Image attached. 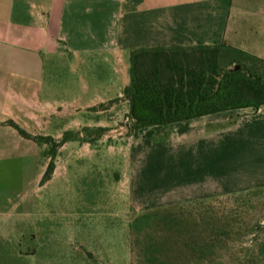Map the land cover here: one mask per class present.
I'll return each instance as SVG.
<instances>
[{
  "label": "rangeland",
  "instance_id": "rangeland-1",
  "mask_svg": "<svg viewBox=\"0 0 264 264\" xmlns=\"http://www.w3.org/2000/svg\"><path fill=\"white\" fill-rule=\"evenodd\" d=\"M58 63L46 73V88H55L48 93L55 116L44 117L39 134L56 140L86 125L82 112L123 96L131 81V52ZM127 111L120 104L101 115L110 131L96 145L70 142L51 158L50 146L42 144L34 162L4 163L0 264H146L145 236L162 244L165 264H251L249 251L256 252L264 239V191L157 205L165 191L186 185L188 143L135 160L131 146L146 142L151 130L128 131ZM153 130L159 132L156 140L167 134ZM254 144L264 164V134ZM52 163L53 179L43 186ZM155 211L161 218L149 232L139 235L131 228L137 217Z\"/></svg>",
  "mask_w": 264,
  "mask_h": 264
},
{
  "label": "crops",
  "instance_id": "crops-1",
  "mask_svg": "<svg viewBox=\"0 0 264 264\" xmlns=\"http://www.w3.org/2000/svg\"><path fill=\"white\" fill-rule=\"evenodd\" d=\"M224 41L264 59V0H0V194L4 163L34 162L40 151L7 122L39 135L44 117L55 116L48 94L55 88L52 83L46 88L48 66L67 58L103 59L123 49ZM82 114L86 125L81 128L108 127L102 126L101 115ZM238 114L237 122L229 124ZM263 126L264 107L220 112L147 128L151 136L131 149L135 158L176 152L188 143L186 185L165 191L157 205L205 200L264 188V164L254 144ZM157 128L166 129V136L156 140L159 132L152 131ZM248 143L252 146L241 154Z\"/></svg>",
  "mask_w": 264,
  "mask_h": 264
},
{
  "label": "trees",
  "instance_id": "trees-1",
  "mask_svg": "<svg viewBox=\"0 0 264 264\" xmlns=\"http://www.w3.org/2000/svg\"><path fill=\"white\" fill-rule=\"evenodd\" d=\"M130 78L122 97L91 107L86 113L103 115L115 105L126 104V128L139 132L220 112L264 107V59L225 41L213 46L134 49L131 51ZM7 123L39 146H50L51 152L49 150L47 155L51 158H55L67 143L78 141L96 145L110 131L107 127H84L67 132L56 140L30 135L13 122ZM148 135L151 136L150 133ZM54 170L52 163L42 179L43 186L53 179ZM262 191L264 188L242 193L258 194ZM160 218L161 214L157 211L144 213L135 219L131 228L137 234L144 235ZM259 227L264 232V224ZM147 237L144 238L142 253L146 258L145 263L165 264L162 244H153L152 238ZM196 252L201 257L205 254L201 248ZM249 252L251 264H264V239L259 242L256 252Z\"/></svg>",
  "mask_w": 264,
  "mask_h": 264
}]
</instances>
